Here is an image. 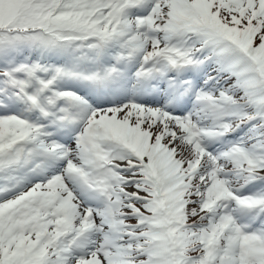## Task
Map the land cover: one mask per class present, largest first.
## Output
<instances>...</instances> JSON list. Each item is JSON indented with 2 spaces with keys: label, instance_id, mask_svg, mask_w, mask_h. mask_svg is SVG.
<instances>
[{
  "label": "snow or ice",
  "instance_id": "obj_1",
  "mask_svg": "<svg viewBox=\"0 0 264 264\" xmlns=\"http://www.w3.org/2000/svg\"><path fill=\"white\" fill-rule=\"evenodd\" d=\"M0 264H264V0H0Z\"/></svg>",
  "mask_w": 264,
  "mask_h": 264
}]
</instances>
